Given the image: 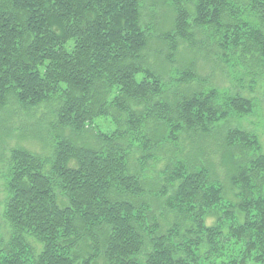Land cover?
<instances>
[{
	"label": "trees",
	"instance_id": "16d2710c",
	"mask_svg": "<svg viewBox=\"0 0 264 264\" xmlns=\"http://www.w3.org/2000/svg\"><path fill=\"white\" fill-rule=\"evenodd\" d=\"M171 1L172 28L159 35L171 50L174 36L209 48L196 37L204 32L220 58L252 78L264 73V0ZM149 38L140 0H0V110L46 104L56 123L51 154L11 149L12 232L0 239V264H264L259 138L224 131L213 149L223 177L205 145L232 113H251L254 99L234 93L223 106L217 88L162 99V74L145 62ZM195 66L179 83L195 79ZM184 134L189 150L180 147L162 178H143L152 151L177 147ZM135 143L140 170L130 168Z\"/></svg>",
	"mask_w": 264,
	"mask_h": 264
},
{
	"label": "rangeland",
	"instance_id": "374dc122",
	"mask_svg": "<svg viewBox=\"0 0 264 264\" xmlns=\"http://www.w3.org/2000/svg\"><path fill=\"white\" fill-rule=\"evenodd\" d=\"M244 1L248 3L250 0ZM140 3L144 29L147 30L150 37L145 52V62L147 60V64L152 69L162 74L160 76L165 91L161 98L173 100V96L182 93V91H185L184 89L206 91L217 88L219 90L218 103L223 106H225V98L234 93H241L254 99L251 113L243 115L232 113L227 120L221 121L215 126L212 134L207 137L205 145L209 146L211 150L219 149L224 131L229 127H239L258 136L264 153V73H257L258 75L252 78L248 75L245 66L232 59L228 62L226 59L220 58L216 55V52L214 53V51H218L214 39H208V35L204 32L197 31L196 37L199 40H204L205 43L210 41L207 45L211 47L208 48L205 45L207 49L204 47L201 49H197L198 47L192 48L189 47L187 42L174 36L177 50H171L169 47L170 41H166L160 36L172 28L175 17L173 2L171 0H140ZM247 13L255 16L251 12ZM256 17L253 19L256 20ZM198 39H196L197 42ZM191 60L196 65L195 79H189L186 83H179L178 79L184 71L183 67ZM141 108H143V105L140 106ZM4 113L0 110V239L2 238L3 242H7L12 232L6 217V203L9 198L8 159L11 149L24 146L42 154H51L55 145L56 123L51 109L46 104L27 110L21 108L17 103H10ZM97 123L104 131L111 130L112 125H109L104 118L98 119ZM67 133L68 130H66ZM189 137L188 134L180 136L181 144L177 147L170 141L164 144V148L152 151L154 157L149 163L145 164L144 169L141 171L144 175L143 178H162L169 160L183 154L180 152V147L189 150L187 148L190 142ZM130 149H132L130 168L140 170L138 161L144 156V149L139 148L137 143L131 145ZM213 151L215 153L210 152L212 153V159L216 162L217 172L221 174L225 172V169L219 163L220 154L217 153L219 151ZM208 222L211 223L212 221L209 220ZM31 241L38 246L35 240L31 239Z\"/></svg>",
	"mask_w": 264,
	"mask_h": 264
}]
</instances>
